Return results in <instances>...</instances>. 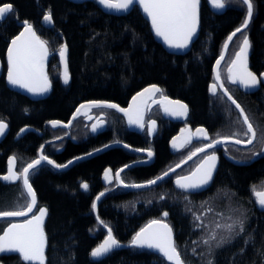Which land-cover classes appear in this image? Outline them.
<instances>
[{
	"label": "flooded vegetation",
	"instance_id": "flooded-vegetation-1",
	"mask_svg": "<svg viewBox=\"0 0 264 264\" xmlns=\"http://www.w3.org/2000/svg\"><path fill=\"white\" fill-rule=\"evenodd\" d=\"M89 1L96 2V0ZM3 4H11L13 11L0 20V120L8 125L5 133L0 136V176L8 173L9 157L13 156L16 157L14 170L17 173L22 172L24 167L38 159L41 154L55 161L56 164L64 165L70 160L73 163L68 164L67 167L57 168L47 161H41L39 165L30 170L29 183L36 194V205L31 215L27 217L0 219L2 230L9 223L28 219L38 213L40 208H46L50 213L51 205L48 195L51 193L49 191L51 185L55 186L56 190L63 189L75 197L87 199L83 210L96 216L94 226L105 229L104 237L107 236L104 225L111 229L118 226L126 227L125 220L129 217L140 220L134 225L136 228L140 222L145 220L147 224L153 220L164 219L162 216L167 212L165 220L175 227L179 219L185 218L179 213L188 211L187 205L191 199L198 202L199 199H210L214 193L221 194L227 187L228 177L236 180L238 175L234 173V170L245 169L264 160V80L257 87L246 89L227 79V69L231 61L235 59V53L239 51L245 35L249 40L248 70L257 77L264 73V0H252V17L246 29L232 39L219 67L224 88L228 89L231 97L243 108L244 114L248 116L249 122L256 131V139L246 147L232 142L216 144L213 148L197 153L191 159L187 158L192 152L204 147L212 140H222L224 137L242 141L247 139L243 135L246 125L242 123L243 117L240 115V110L228 99L223 89L218 87L215 94L211 91V85L219 83L216 81L214 65L222 53L224 43L230 33L241 27L247 16V7L241 3V0H225V7L216 8L217 12L212 8L211 0H201L200 13L207 9L216 18L224 17L228 12L234 16L230 20L232 25L222 33L216 46L205 44L198 46L200 50H213L209 55L208 78L203 95L198 91L191 93L181 88H172L165 80L151 81L140 83L131 90L126 86H121L119 89L83 94L81 97L73 96L75 98L68 104L65 112L61 111L63 100L73 95L71 92H64L70 89L72 82L70 51L68 47L70 79L65 84L59 49L66 43L63 42L61 31L53 28L54 18L48 27L44 25L43 20L47 12L43 11L44 13L40 14L37 20L21 19L17 14L15 4L0 0V6ZM137 8L147 22L149 31L155 40L149 22L140 8ZM202 20V14H200V26ZM22 21L31 24L36 34L48 42L49 55L44 62V70L51 87L46 93H23L10 87L7 82V52L12 39L23 29V25L20 24ZM219 23L223 25L222 20ZM158 44L166 51L160 43ZM192 48L193 45L184 54H173L168 51L166 53L185 59V56L188 58L191 55L189 52ZM152 85H156L162 91L151 95L146 94L138 98L136 102L143 113V128L136 124H129L128 115L116 108L103 106L81 108V105H90V102H100L101 104H116L119 108L129 109L133 107V97H137L138 93ZM163 97L187 105V115L177 117L166 113L165 106H172L167 105ZM77 109H80L79 113ZM50 121H60L61 124L54 127ZM101 121L103 123H100ZM151 121H155V131L149 133L148 126ZM98 124L96 131H92L93 126ZM22 128L25 131L21 133ZM198 128L205 129L208 137L193 135L191 142L186 143L184 147H173L174 138H179L177 139L179 144L189 133H195ZM96 149L99 151H95ZM137 149L151 150L153 155L149 157L147 151H137ZM87 153L92 154L86 155ZM211 154L216 156L211 182L201 189L184 191L177 188V178L189 175L206 155ZM75 157H82V159L75 160ZM177 164L180 167H176ZM170 168L174 171L169 172ZM106 169L112 170L113 177L117 170L123 169V171L119 179L113 178L108 181L104 179ZM165 172H168V175L153 185L142 188L128 186L155 180ZM82 183L89 185L87 190L81 187ZM261 190H264V176L248 182L246 189L240 192L241 196L245 197V200L241 202L237 197L240 193L237 194L231 188L233 198L237 197L234 199L233 210L237 223L258 227L263 222L264 209L258 206L254 195V191ZM100 193L104 195L100 196L93 210L92 204L96 202ZM150 196L163 197L161 204L158 205L155 202V205H144L141 203V198ZM166 197L169 199L165 200ZM29 202L30 197L23 187L22 180L4 181L0 179V211L21 210ZM101 221L104 223L102 224ZM182 222L190 225L188 220ZM112 232L116 237L113 230Z\"/></svg>",
	"mask_w": 264,
	"mask_h": 264
},
{
	"label": "trees",
	"instance_id": "trees-1",
	"mask_svg": "<svg viewBox=\"0 0 264 264\" xmlns=\"http://www.w3.org/2000/svg\"><path fill=\"white\" fill-rule=\"evenodd\" d=\"M3 1L15 4L21 19L37 20L43 11L51 12L55 21L53 28L61 31L63 42L70 51L72 82L70 89L64 92L73 95L64 98L63 112L75 98L73 96L81 97L121 86L131 90L140 83L151 81L165 80L172 88L191 93L198 91L203 95L209 55L213 50H200L198 46H216L222 33L232 25L230 20L233 16L228 12L226 16L216 18L209 10H202L199 38L189 52L190 57L183 59L166 53L155 42L137 7L123 15H112L102 11L94 1ZM220 20L223 25H220ZM187 61L190 63L187 64ZM234 173L238 175L236 180L228 177L227 187L221 194L214 193L212 199L203 198L198 202L191 199L188 211L179 213L185 218L179 219L173 229L175 245L184 264H207L208 260H212L213 264H264V220L258 227L243 224L244 231L241 232V222H236L233 211L234 199L245 200L240 192L246 189L248 182L264 176V160L245 169L234 170ZM231 188L240 196L238 194L233 198ZM49 191L51 211L45 225L47 264H169L161 255L138 246L112 250L104 258L92 259L90 253L104 238L106 231L94 226L97 219L93 213L83 210L87 199L75 197L63 189L56 190L52 185ZM141 199L144 205H155V202L160 205L162 202L158 196ZM196 216H200V220ZM181 220H188L190 225ZM125 221L126 227L118 226L112 230L119 240L130 242L146 220L136 228L134 225L140 220L129 217ZM198 224L201 227H196ZM217 224L221 227L217 228ZM229 224L233 225L231 231L224 227ZM213 232L215 240L210 239ZM205 239L209 240L208 244L203 243ZM0 260L4 264H25L16 256H4Z\"/></svg>",
	"mask_w": 264,
	"mask_h": 264
},
{
	"label": "snow or ice",
	"instance_id": "snow-or-ice-1",
	"mask_svg": "<svg viewBox=\"0 0 264 264\" xmlns=\"http://www.w3.org/2000/svg\"><path fill=\"white\" fill-rule=\"evenodd\" d=\"M134 2H138L143 8V11L151 19L152 27L158 37H162L163 41L170 48L184 49L187 48L192 41L198 24V6L199 0H99V3L108 9H118L126 10ZM213 6L218 9L225 7V0H211ZM241 3L247 7V16L241 25L237 28L229 37L228 41H231L236 33L242 32L246 29L249 20L253 14V4L252 0H241ZM13 11V6L11 4H3L0 6V20L6 18V16ZM43 20L47 23H52L53 17L51 12L44 15ZM227 43L224 47L227 48ZM249 48V40L245 35L240 44L239 51L235 53V59L231 61L227 71V79L233 84H239L246 89L255 88L261 84L264 80V73L257 77L256 74L248 70L247 67V54ZM67 45H62L59 49V54L61 61L64 64L63 79L64 83L67 84L70 77L67 69ZM49 55L48 42L42 40L33 29L32 25L27 21L24 22V31L20 32L12 42L11 46L8 48V71H7V82L10 85L18 86L20 88L26 89L28 92L33 94H42L49 91L51 85L48 80V76L44 70V62ZM223 55L220 60H217V72L216 81L219 83H213L211 85V91L215 94L218 87L223 89L224 93L228 94V89L224 88V84L221 81V75L219 71L220 62L223 59ZM156 85H152L149 88L144 89L143 92L138 93L137 97H133V107L129 109L119 108L116 104H109L100 102H90V105H81V108L94 106V107H108L116 108L121 112L128 115L129 124H136L140 128L144 127L143 123V113L140 111L139 106L136 104L138 98L144 97L146 94H154L156 92H161ZM228 99L232 101L237 109L240 110V115L243 117L242 123L246 125V130L243 135L247 137L246 140L242 141L237 139L236 143H248L252 144L256 139V131L253 128L249 118L244 114L243 108L232 99L231 95H228ZM163 100L167 102L164 111L172 116L182 117L187 115V105L182 104L179 101H170L167 97H163ZM27 111V110H25ZM80 109H77L79 113ZM50 123L55 127L60 125V121H50ZM70 123V122H69ZM100 123H103L102 121ZM67 126V125H65ZM8 125L0 120V136L5 133ZM98 125H94L92 131H96ZM25 129H21L20 132H24ZM155 131V121H151L148 126V132L151 133ZM19 135V133H18ZM202 136L207 138L208 133L203 128H198L195 133H189V135L181 142L177 143V139L173 140V147H184L186 143L191 142V136ZM230 137H224L223 140H229ZM221 140H212L210 143L204 145V147L197 148L192 152L187 159H191L197 153L204 152L205 149L213 148L214 145L221 143ZM43 147V146H42ZM107 147V145L105 146ZM95 151H99L96 149ZM137 151H147L148 156L151 157L153 153L151 150H140ZM92 153H87L86 155H91ZM75 160L82 159V157H75ZM41 161H47L49 164H53L57 168L67 167L68 164L73 163L72 160L68 161L67 164L61 165L56 164L55 161L49 160L47 156L41 154L38 159L33 160L27 167L22 169V172L17 173L15 169L16 157H9V167L8 173L6 175L0 176V179L4 181H23V187L27 190V194L30 197V202L21 210L13 211H0V218L7 217H22L28 216L36 205V194L29 183L30 170L34 169ZM216 156L214 154L206 155L203 160L197 165L194 171H192L187 176L178 177L176 184L181 189H201L207 186L213 176V170L215 169ZM184 163V161H181ZM128 167V165H125ZM176 167H180L179 164ZM123 169L117 170L115 177H113L112 170L106 169L104 172V179L111 181L113 178L119 179L120 173ZM174 171V169H169V172ZM168 172L162 174V176L156 177L155 180H149L146 182L147 185L155 184L158 180L163 179L167 176ZM123 183V181H121ZM130 187H145L146 185L134 184L128 185ZM81 187L85 190L88 189L89 185L87 183H82ZM107 191V189H106ZM104 193H100L97 196L99 200L100 196ZM254 195L257 198V202L264 207V190L254 191ZM163 198V197H161ZM95 201L92 204V209L95 210ZM211 211V209H208ZM47 214L46 208H40L39 213L32 215L30 218L25 219L23 222H13L9 223L7 228L2 230L0 234V253L9 252L17 253L19 258L25 262V264H45V247L47 244V238L43 229V220ZM165 217L168 215L167 212L163 214ZM200 220V216L195 217ZM103 224L104 222L101 221ZM107 228V236L97 247L92 249L90 255L92 257H101L109 253L114 247L120 246V241H118L112 234V229ZM196 227H201V225H196ZM217 228L221 225L217 224ZM229 231L232 230L233 225H225ZM240 231L243 232V224H240ZM210 239L215 240L216 234L213 232L210 234ZM204 244H208L209 240L205 239ZM247 243V241L245 242ZM130 244L138 247H148L157 249L159 252L167 258V260L174 262V264H184V260L181 258L180 253L177 251L175 242L172 237L171 227L163 223L160 220H153L144 228H141L139 232L130 241ZM219 246V244L217 245ZM195 252V249H193ZM207 264H213L212 260H208Z\"/></svg>",
	"mask_w": 264,
	"mask_h": 264
},
{
	"label": "water",
	"instance_id": "water-1",
	"mask_svg": "<svg viewBox=\"0 0 264 264\" xmlns=\"http://www.w3.org/2000/svg\"><path fill=\"white\" fill-rule=\"evenodd\" d=\"M69 1H71V2H74V3H82V2H85V1H89V0H69ZM96 2L98 3V5L100 6V8L102 9V11H104L105 13H108V14H112V15H121V14H124V13H128V12H130L131 11V9L134 7V6H137V7H139L140 8V11L142 12V14H143V16L145 17V19L149 22V24H150V28H151V30H152V33H153V35H154V38H155V40L158 42V43H160L165 49H166V51H168L169 53H173V54H184V53H186L187 51H189V49L191 48V46L193 45V43H195L196 42V40H197V38H198V36H199V33H200V8H201V0H199V6H198V24H197V31H196V33H195V35H194V37H193V39H192V41L190 42V44H189V46L187 47V48H184V49H178V48H170L164 41H163V38L162 37H158L157 35H156V33H155V31H154V29H153V27H152V24H151V19L147 16V14L143 11V8L140 6V4L138 3V2H134L132 5H130L129 6V8L128 9H126V10H118V9H108V8H105L103 5H101L100 3H99V0H96ZM212 8H213V10L215 11V12H217V9L214 7V6H212ZM24 22L25 21H22V22H20V24L21 25H23V29L21 30V32L22 31H24ZM44 25L45 26H50L51 25V23H47V22H45L44 23ZM235 31V30H234ZM233 31V32H234ZM232 32V33H233ZM232 33H230V35L232 34ZM20 34V33H19ZM18 34V35H19ZM236 34H238V33H236ZM17 35V36H18ZM229 35V36H230ZM228 36V37H229ZM234 38V37H233ZM232 38V39H233ZM13 40V39H12ZM232 41V40H231ZM231 41H228V38L226 39V41H225V43H227V45L229 46V44L231 43ZM12 42V41H11ZM225 43H224V45H225ZM64 45H67V44H64ZM10 46H11V43H10ZM9 46V47H10ZM228 46H227V48H228ZM227 48L225 49V47L223 46V50H222V53H221V55H220V57L217 59V60H220V58H221V56L223 55V57L225 56V54H226V51H227ZM248 52H249V50H248ZM66 59H67V69H68V46H67V53H66ZM224 59V58H223ZM223 59L221 60V62H220V65H221V63H222V61H223ZM217 62V61H216ZM60 64H61V67H62V69H63V71H64V64H63V62L61 61V58H60ZM220 67V66H219ZM214 71H215V75H216V72H217V63H215V65H214ZM10 85V84H9ZM10 87H12V88H14V89H16V90H19V91H21V92H23V93H29L26 89H23V88H20V87H18V86H13V85H10ZM147 88H149V87H147ZM144 91V90H143ZM142 91V92H143ZM228 95H230L229 93L227 94V96ZM233 99V98H232ZM222 142L221 143H225V142H232V143H235V144H238V145H240V146H249V145H251V144H248V143H245V142H242V143H236L235 141L236 140H234V139H229V140H221ZM218 144H220V143H218ZM236 163H240V161H237V160H234ZM214 171V170H213ZM164 177H166V176H164ZM163 177V178H164ZM159 181V180H158ZM157 181V182H158ZM141 185H146L145 187H147V186H150V185H147L146 183H144V184H141ZM151 185H153V184H151ZM130 187V186H129ZM133 188H137V187H133ZM139 188H142V187H139ZM177 188H179L178 186H177ZM179 189H181V188H179ZM182 190H184V191H188V190H185V189H182ZM97 199H96V202L95 203H97ZM258 206H260V208H262V209H264V207H262L259 203H258ZM39 213V212H38ZM38 213H36V214H38ZM29 215H31V213H28V216ZM35 215V214H34ZM48 215H49V213H48V210H47V214L45 215V217H44V220H43V229H44V233H45V236H46V238H47V244H46V247H45V264H47V249H48V237H47V233H46V230H45V225H46V222H47V220H48ZM23 217H25V216H22V217H7V218H0V219H11V218H23ZM27 217V216H26ZM31 217V216H30ZM29 217V218H30ZM164 219H161L160 221H162L163 223H166V224H168L170 227H171V229H172V237H173V240H174V242H175V235H174V230H173V227L165 220V216L163 215L162 216ZM23 222V221H22ZM150 223V222H149ZM149 223H147L145 226H147ZM145 226H143L142 228H144ZM5 228H7V226L5 227ZM4 228V229H5ZM106 230H107V228H106ZM140 231V230H139ZM138 231V232H139ZM0 234H2V232L0 233ZM112 234H113V232H112ZM113 236H114V234H113ZM115 237V236H114ZM116 238V237H115ZM105 239V238H104ZM103 239V240H104ZM117 239V238H116ZM103 240L100 242V243H102L103 242ZM118 240V239H117ZM118 241H120V240H118ZM99 243V244H100ZM98 244V245H99ZM97 245V246H98ZM96 246V247H97ZM128 247H133V245H131L130 244V242H121L120 241V246H118V247H114L112 250H116V249H125V248H128ZM146 250H148V251H150V252H153V253H156V254H159V255H161L164 259H165V261L167 262V263H169V264H174V262H172V261H169V260H167V258L163 255V253H161V252H159L157 249H154V248H148V247H144ZM111 250V251H112ZM110 251V252H111ZM178 251V250H177ZM109 252V253H110ZM179 252V251H178ZM109 253H107V254H105L104 256H101V257H98V258H96V257H92L91 256V258L92 259H94V260H99V259H101V258H104V257H106ZM9 255H16V256H18L19 257V255L17 254V253H9V252H4V253H0V257H4V256H9ZM182 258V257H181ZM23 262V261H22ZM25 263V262H24ZM0 264H4V262L2 261V260H0Z\"/></svg>",
	"mask_w": 264,
	"mask_h": 264
}]
</instances>
